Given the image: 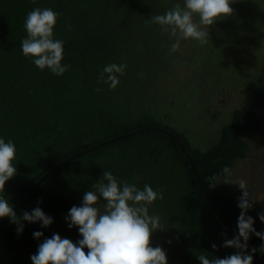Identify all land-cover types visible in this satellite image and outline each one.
<instances>
[{
  "label": "trees",
  "instance_id": "16d2710c",
  "mask_svg": "<svg viewBox=\"0 0 264 264\" xmlns=\"http://www.w3.org/2000/svg\"><path fill=\"white\" fill-rule=\"evenodd\" d=\"M177 3L183 6V0H0V138L16 147V174L0 196L17 217L39 207L53 221L46 228L21 221L18 233L20 224L0 218V264H32L30 257L53 234L74 244L82 239L65 217L82 205L86 191H94L103 171L141 190L148 184L162 191L148 212L160 217L151 246L165 251L167 264H200L201 254L225 258L238 251L223 244L238 234L236 165L252 164L255 150L247 136L264 133V62L241 89L243 100L216 141L193 140L156 106L182 65V46L191 48L193 39H181L172 52L176 37L148 21ZM35 8L59 14L53 39L64 41L61 64L71 65L61 76L38 69L21 51L24 21ZM202 27L214 33L212 25ZM109 64L126 65L114 89L104 82L107 74L101 77ZM213 175L217 179L209 180ZM246 184L255 201L246 215L264 233L258 215L264 213V185ZM105 203L98 200L100 212ZM37 231L40 238L33 237ZM261 244L250 234L245 254L253 255V264H264Z\"/></svg>",
  "mask_w": 264,
  "mask_h": 264
},
{
  "label": "clouds",
  "instance_id": "9594fccd",
  "mask_svg": "<svg viewBox=\"0 0 264 264\" xmlns=\"http://www.w3.org/2000/svg\"><path fill=\"white\" fill-rule=\"evenodd\" d=\"M231 4V0H183V6L177 3L164 14L151 17L148 23L166 26L170 30L171 36L176 37L171 51L176 52L181 39L191 38L206 44L209 32L202 26H211L219 17L232 15ZM58 15L50 8L30 11L24 21L27 38L21 41V51L25 57L34 58L32 63L38 69L48 68L53 74L61 76L71 65L61 64L64 41L53 39ZM194 15L199 17V23L194 22ZM125 67L124 64H109L104 67L101 77L107 74L104 82L114 89L119 83L116 74L123 75ZM15 154L14 143L0 138V193L4 192L6 182L16 174V167L12 163ZM223 173L230 175L231 169L224 166ZM102 177L92 185L94 191L84 193L82 205L71 207L65 217L68 227H77L82 239L74 244L67 238L62 239L58 234H53L51 238L44 239L38 246L37 254L30 257L32 264H167L165 251L159 246H151V236L160 227V217L150 216L148 212V205L157 198H163L162 191H154L148 184L141 190L134 184L118 180L109 171H103ZM208 179L215 181L217 177L213 175ZM235 185L242 191L237 204L240 209L238 234L232 239H225L223 247L238 251L225 258L209 259L201 254L197 256L200 264H253V255L245 254L250 234L264 241V233L257 232L253 227V218L246 215L255 203L247 190L246 181L240 179ZM100 198L106 202L104 212L96 207ZM258 215L260 221L264 222V213ZM4 217L20 224L18 233L23 230L21 221H39L45 228L53 222L39 207L17 217L8 199L0 196V218ZM42 235L39 231L33 233L34 238ZM216 247L212 245L213 249ZM256 251V248L251 249L252 253ZM259 251L264 254V244H261Z\"/></svg>",
  "mask_w": 264,
  "mask_h": 264
},
{
  "label": "rangeland",
  "instance_id": "374dc122",
  "mask_svg": "<svg viewBox=\"0 0 264 264\" xmlns=\"http://www.w3.org/2000/svg\"><path fill=\"white\" fill-rule=\"evenodd\" d=\"M231 3L232 15L214 22L206 44L193 39L191 48L182 46V65L156 101L159 110L187 128L193 140L216 141L243 100L241 89L263 66L264 0ZM260 117L264 122V109ZM247 141L255 150L252 164L238 162L235 179L264 185V133L249 135Z\"/></svg>",
  "mask_w": 264,
  "mask_h": 264
}]
</instances>
